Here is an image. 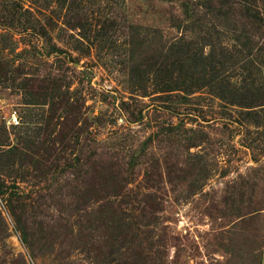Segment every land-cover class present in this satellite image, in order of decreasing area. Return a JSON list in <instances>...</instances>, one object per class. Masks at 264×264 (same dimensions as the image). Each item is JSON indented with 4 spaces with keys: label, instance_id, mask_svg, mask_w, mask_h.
<instances>
[{
    "label": "rangeland",
    "instance_id": "obj_1",
    "mask_svg": "<svg viewBox=\"0 0 264 264\" xmlns=\"http://www.w3.org/2000/svg\"><path fill=\"white\" fill-rule=\"evenodd\" d=\"M0 264H264V0H0Z\"/></svg>",
    "mask_w": 264,
    "mask_h": 264
},
{
    "label": "built area",
    "instance_id": "obj_2",
    "mask_svg": "<svg viewBox=\"0 0 264 264\" xmlns=\"http://www.w3.org/2000/svg\"><path fill=\"white\" fill-rule=\"evenodd\" d=\"M11 122H13L14 124H16L18 122L17 117L15 115H13Z\"/></svg>",
    "mask_w": 264,
    "mask_h": 264
}]
</instances>
